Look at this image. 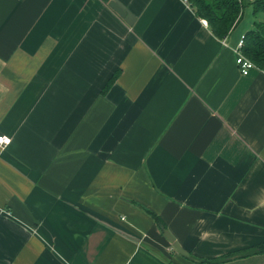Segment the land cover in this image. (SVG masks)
Masks as SVG:
<instances>
[{
  "label": "crops",
  "instance_id": "1",
  "mask_svg": "<svg viewBox=\"0 0 264 264\" xmlns=\"http://www.w3.org/2000/svg\"><path fill=\"white\" fill-rule=\"evenodd\" d=\"M205 21L0 0V264H264V72Z\"/></svg>",
  "mask_w": 264,
  "mask_h": 264
},
{
  "label": "trees",
  "instance_id": "2",
  "mask_svg": "<svg viewBox=\"0 0 264 264\" xmlns=\"http://www.w3.org/2000/svg\"><path fill=\"white\" fill-rule=\"evenodd\" d=\"M196 11L199 18L207 21L213 34L220 40L229 36L243 18L247 5L253 7L254 27L244 35L242 54L264 72V0H186ZM115 81L108 84L106 90ZM158 223L159 219L156 218ZM256 253H264V244L255 249ZM222 260L205 261L204 263H218Z\"/></svg>",
  "mask_w": 264,
  "mask_h": 264
},
{
  "label": "built area",
  "instance_id": "3",
  "mask_svg": "<svg viewBox=\"0 0 264 264\" xmlns=\"http://www.w3.org/2000/svg\"><path fill=\"white\" fill-rule=\"evenodd\" d=\"M205 24H207V21H205ZM244 37L240 41V44L238 46V51H237V60L236 64L239 67L242 75L247 76L252 69H254L256 66L252 61L247 59L243 54H242V48L244 46ZM12 142L11 138L0 136V147H6L9 146Z\"/></svg>",
  "mask_w": 264,
  "mask_h": 264
},
{
  "label": "rangeland",
  "instance_id": "4",
  "mask_svg": "<svg viewBox=\"0 0 264 264\" xmlns=\"http://www.w3.org/2000/svg\"><path fill=\"white\" fill-rule=\"evenodd\" d=\"M246 2H253L254 0H245ZM253 7L251 5H247L244 11L243 19L239 23V25L235 29V37L240 38V41L244 37V34L248 30H252L254 27V15H253ZM244 33V34H242ZM240 43V42H239Z\"/></svg>",
  "mask_w": 264,
  "mask_h": 264
},
{
  "label": "water",
  "instance_id": "5",
  "mask_svg": "<svg viewBox=\"0 0 264 264\" xmlns=\"http://www.w3.org/2000/svg\"><path fill=\"white\" fill-rule=\"evenodd\" d=\"M166 236H167V238L170 240V242L173 244V246L175 247V249L178 251V253H180L182 256H184V257H186V258H188V259L191 257L190 254L188 255V253L185 252V251L181 248V246L179 245V243H177V242L175 241V239H173V237L170 236V234H168V232H166Z\"/></svg>",
  "mask_w": 264,
  "mask_h": 264
}]
</instances>
